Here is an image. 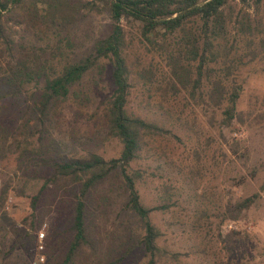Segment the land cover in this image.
<instances>
[{
	"label": "trees",
	"instance_id": "16d2710c",
	"mask_svg": "<svg viewBox=\"0 0 264 264\" xmlns=\"http://www.w3.org/2000/svg\"><path fill=\"white\" fill-rule=\"evenodd\" d=\"M248 6L236 9L234 0H0V133L4 138L12 129L5 117L13 115L17 95L23 112L33 114L40 126L31 131L25 119L11 133L18 158L27 161L12 191L24 195L30 178L41 180L21 226L10 228L13 246L28 250L35 242L44 215L37 211L41 202L45 214L53 205L66 219L63 252L50 264H135L131 258L139 257L141 264H183L178 251L159 245L162 233L150 219L167 202H141L136 182L142 175L133 165L144 152L164 154L171 138L179 140L171 129L174 122L189 130L197 112L205 127L220 131L229 152L244 148L239 138H225L221 130L235 121L239 65L264 50V30ZM90 14L106 16L107 32L81 51L73 25ZM106 69L109 92L92 115L105 137L118 142L117 155L60 152L49 123L65 101H89L84 77L101 76ZM134 86L141 93L139 104L149 105L155 116L146 117L139 113L142 107L130 104ZM109 177L119 182L122 207L137 217L139 226L108 247L103 260L90 258L96 249L93 215L108 199L98 187ZM10 186L8 181L1 187L0 204ZM164 196H169L168 188ZM257 196L255 192L234 201L232 210L243 213ZM233 236L237 232L224 235L226 248L233 246Z\"/></svg>",
	"mask_w": 264,
	"mask_h": 264
},
{
	"label": "rangeland",
	"instance_id": "374dc122",
	"mask_svg": "<svg viewBox=\"0 0 264 264\" xmlns=\"http://www.w3.org/2000/svg\"><path fill=\"white\" fill-rule=\"evenodd\" d=\"M234 1L236 9L249 5L253 18L264 30V0ZM106 23L104 14H90L77 20L73 28L79 50L87 49L91 41L104 35ZM236 79L241 90L235 103V121L229 129L222 128L221 133L228 139L239 138L243 149L235 154L229 152L220 131L205 127L203 117L197 112L189 130L174 122L176 125L171 129L179 140L171 138L164 154L157 150L144 152L133 165L142 175L136 182L141 202L145 205L167 202L166 208L152 212L150 219L162 233L159 245L178 251L183 264H217L218 260L221 264H264V50L253 60L239 65ZM82 84L84 91L89 89V101L82 104L74 99L65 101L49 123L47 129L54 147L65 153L96 151L105 158L116 156L118 142L105 137L103 126L92 115L95 106L109 92L108 69L101 76L88 74ZM19 97L10 108L13 115H7L5 121L14 130L15 125L28 119L27 128L33 131L40 127L39 123L33 114L23 112L24 102ZM140 97L139 89L134 86L130 104L142 107L139 113L146 117L155 116L153 108L139 104ZM12 117L13 121H8ZM12 129L5 132L4 138L0 133V189L8 181L11 184L0 204V264H50L52 257L61 256L65 246L63 238L67 236L63 233L64 212H57L53 205L46 214L40 208L41 202L37 208L44 214L42 224L35 230L44 233L43 248L36 250V241L28 250L13 246L10 228L21 226V219L30 212V196L41 180L30 178L24 195L18 196L12 191L27 162L17 156ZM240 153L244 155L239 157ZM165 188L169 196H164ZM98 190L106 193L108 199L100 212L93 215L96 249L90 258L104 260L108 247L117 245L124 235L136 232L139 223L133 213L122 207L125 196L114 177L103 181ZM255 192L258 196L246 211L232 210L231 203ZM230 231L237 232L238 237L233 236V246L226 248L222 240ZM51 233L53 238L49 237ZM131 259L141 264L140 257Z\"/></svg>",
	"mask_w": 264,
	"mask_h": 264
},
{
	"label": "built area",
	"instance_id": "2783aa9c",
	"mask_svg": "<svg viewBox=\"0 0 264 264\" xmlns=\"http://www.w3.org/2000/svg\"><path fill=\"white\" fill-rule=\"evenodd\" d=\"M44 237V233L42 230H38L35 232V241H36V250L40 251L43 248L42 240Z\"/></svg>",
	"mask_w": 264,
	"mask_h": 264
}]
</instances>
